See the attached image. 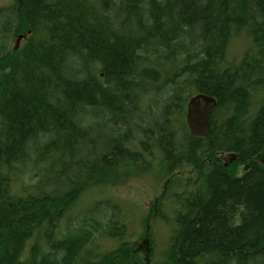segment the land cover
<instances>
[{"label": "trees", "instance_id": "obj_1", "mask_svg": "<svg viewBox=\"0 0 264 264\" xmlns=\"http://www.w3.org/2000/svg\"><path fill=\"white\" fill-rule=\"evenodd\" d=\"M243 33L251 47L232 65ZM198 93L217 100L204 138L186 123ZM154 144L168 171L193 172L169 186L162 264H264V0L0 9V264H137L112 202L69 212ZM100 236L120 245L99 251Z\"/></svg>", "mask_w": 264, "mask_h": 264}, {"label": "rangeland", "instance_id": "obj_2", "mask_svg": "<svg viewBox=\"0 0 264 264\" xmlns=\"http://www.w3.org/2000/svg\"><path fill=\"white\" fill-rule=\"evenodd\" d=\"M14 0H0V9L12 5ZM15 38L11 48L18 51L25 43L26 37L18 41ZM251 47V38L246 33L235 39L228 51L230 64L240 63V59ZM152 157L147 156L142 166L130 167L126 173L120 172L110 181L89 187L79 198L70 215L84 217V210L94 203L110 201L113 210L126 223L125 242L132 243L137 251V264H162L167 257L168 239L172 232L173 199L170 197V184L174 179L193 177L191 169L168 171L162 163V152L152 146ZM230 161V160H229ZM241 167L240 173H242ZM99 251H113L120 245V239H103L99 237ZM102 241V242H101Z\"/></svg>", "mask_w": 264, "mask_h": 264}, {"label": "water", "instance_id": "obj_3", "mask_svg": "<svg viewBox=\"0 0 264 264\" xmlns=\"http://www.w3.org/2000/svg\"><path fill=\"white\" fill-rule=\"evenodd\" d=\"M23 36L19 37L20 41ZM217 105L216 98L198 93L190 98L187 105L186 123L188 124L191 134L197 138L209 137L211 134L210 116L212 109ZM232 160L235 161L237 156L231 155Z\"/></svg>", "mask_w": 264, "mask_h": 264}]
</instances>
